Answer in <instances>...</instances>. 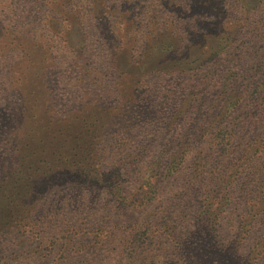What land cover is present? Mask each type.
<instances>
[{
	"label": "rangeland",
	"instance_id": "obj_1",
	"mask_svg": "<svg viewBox=\"0 0 264 264\" xmlns=\"http://www.w3.org/2000/svg\"><path fill=\"white\" fill-rule=\"evenodd\" d=\"M262 72L264 0H0V264H189L174 241L225 182L220 252L194 264H264L262 214L229 261L264 185V146L231 170L255 146L259 120L239 106Z\"/></svg>",
	"mask_w": 264,
	"mask_h": 264
},
{
	"label": "trees",
	"instance_id": "obj_2",
	"mask_svg": "<svg viewBox=\"0 0 264 264\" xmlns=\"http://www.w3.org/2000/svg\"><path fill=\"white\" fill-rule=\"evenodd\" d=\"M229 37V36H227ZM221 47V46H219ZM213 56V55H211ZM213 58V57H211ZM260 85L263 86L262 90L254 89L251 91L250 94V104H245L242 106H239L242 110L245 109L244 113L247 114L248 118H255L259 120V122L255 123L258 129L257 135L254 138L255 146L253 148L249 145V149L245 150L246 157L245 159H239L237 161L238 166L233 165V170L237 174H241L243 171L242 167V161L244 160H250L251 156L256 153L258 147L264 146V132L261 131L263 129L264 125V72H262ZM226 107L231 110L235 108V102H227ZM228 110V112H229ZM238 118H234L232 121V124L235 126H239V122H237ZM247 125V124H245ZM251 125V124H250ZM253 125V124H252ZM256 128V130H257ZM184 136V135H183ZM232 129L229 128L228 124L224 122V125L219 128L217 132L214 133V136H209L207 141L210 143H213V146H215L216 151H226V146L229 143V138H232ZM188 135L183 137L181 139V142L177 143L175 145V150L169 154L168 156V162L167 164L162 168L163 171V178L167 179L171 175L177 172L178 168L182 165L184 162V159L186 158L187 154L190 153L191 149L188 147V144L191 143V140L188 139ZM205 138L200 136L195 137V142L192 144L195 145L196 150L192 152L194 155V159L192 160L193 166L195 165L196 168L202 164V161H200V158L203 156L202 151L199 149V141L202 143L204 142ZM258 142V144H257ZM200 158L197 160L199 157ZM206 157V156H203ZM209 162H214L213 155H210ZM205 161V160H204ZM207 162V161H205ZM203 165V164H202ZM241 166V167H239ZM248 177V176H247ZM250 177V176H249ZM115 186L117 187V176L116 174L112 175L109 179ZM229 181V180H227ZM229 183L225 182L221 188L219 187L215 192L207 191L204 192L201 199V206L200 209L197 210L194 219H193V226L194 229L190 231V236H186V238L174 241V244L177 246V248H181L180 252H184V260L189 264H194L196 261H200L203 258H206L207 256H210L212 254H216L220 252L218 247L216 246L218 241L222 239L220 233H219V221L221 218L222 213L227 208L228 204L231 201V195L228 190ZM257 194L255 196H252L248 194L249 197L248 201V209L245 211L247 214L246 220L243 221V224L237 225V231L235 233L236 238L233 242L235 244V247L233 248V253L231 260L229 261H241L244 260L238 255V251L240 249L241 244H243L245 237L249 234L250 228L257 223V218L262 214L264 215V185L260 186ZM121 192V191H120ZM146 192L150 193L152 192V188L150 190H147ZM125 196L122 194L120 196L119 205L121 207H124L126 205ZM173 226H169L166 230L168 231L167 235L172 239H176L175 236H172V233L169 232V228H172ZM172 236V237H171ZM174 237V238H173ZM264 247V241L259 243L256 242L251 250L255 251V254L253 253V261H256L258 257V253H262L263 247ZM229 254V253H228ZM227 260V259H226ZM245 262V261H244Z\"/></svg>",
	"mask_w": 264,
	"mask_h": 264
}]
</instances>
